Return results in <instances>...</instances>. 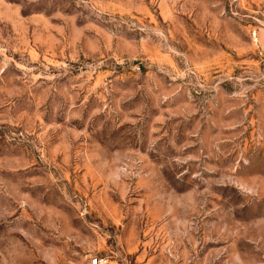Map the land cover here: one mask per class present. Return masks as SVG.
I'll use <instances>...</instances> for the list:
<instances>
[{
    "label": "rangeland",
    "instance_id": "374dc122",
    "mask_svg": "<svg viewBox=\"0 0 264 264\" xmlns=\"http://www.w3.org/2000/svg\"><path fill=\"white\" fill-rule=\"evenodd\" d=\"M97 250L264 264V0H0V264Z\"/></svg>",
    "mask_w": 264,
    "mask_h": 264
},
{
    "label": "built area",
    "instance_id": "2783aa9c",
    "mask_svg": "<svg viewBox=\"0 0 264 264\" xmlns=\"http://www.w3.org/2000/svg\"><path fill=\"white\" fill-rule=\"evenodd\" d=\"M106 259L98 256H91L85 263L83 264H106Z\"/></svg>",
    "mask_w": 264,
    "mask_h": 264
},
{
    "label": "crops",
    "instance_id": "0c3cea01",
    "mask_svg": "<svg viewBox=\"0 0 264 264\" xmlns=\"http://www.w3.org/2000/svg\"><path fill=\"white\" fill-rule=\"evenodd\" d=\"M96 252H99V251L97 250ZM96 252H93V255L94 256H95V254H98V255L101 254V252H99V253H96ZM108 264H119L118 261L115 258V255L114 256H111V258L108 260Z\"/></svg>",
    "mask_w": 264,
    "mask_h": 264
}]
</instances>
